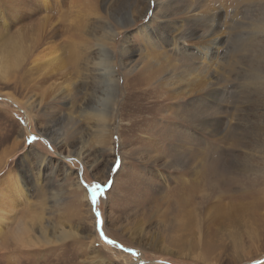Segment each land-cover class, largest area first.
<instances>
[{
    "label": "rangeland",
    "instance_id": "1",
    "mask_svg": "<svg viewBox=\"0 0 264 264\" xmlns=\"http://www.w3.org/2000/svg\"><path fill=\"white\" fill-rule=\"evenodd\" d=\"M46 2L0 0V264H264V0Z\"/></svg>",
    "mask_w": 264,
    "mask_h": 264
},
{
    "label": "bare ground",
    "instance_id": "2",
    "mask_svg": "<svg viewBox=\"0 0 264 264\" xmlns=\"http://www.w3.org/2000/svg\"><path fill=\"white\" fill-rule=\"evenodd\" d=\"M42 3L44 4V6H46L47 7V2H46V0H42ZM70 6V5H69ZM72 6V5H71ZM75 5L73 4V7H74ZM71 8V7H70ZM88 8V7H87ZM90 8H91V6H90ZM201 13L202 12H195V14H194V16H198V17H200V16H202L203 17V15H201ZM73 14V13H72ZM205 15H206V13H205ZM212 15V14H211ZM207 17H211V16H209V14L208 15H206ZM188 18V17H187ZM195 19V18H194ZM61 20V19H60ZM197 21V20H196ZM204 22V21H203ZM200 23V22H199ZM144 26V25H143ZM256 27H259L260 29H264V23H259V24H256V25H250L249 26V28H250V32L251 33H254V32H258V30L257 31H255V30H253V29H255ZM259 29V30H260ZM248 31V30H247ZM61 32V31H60ZM110 35H111V33L110 32H108ZM258 34H259V32H258ZM258 34H254L253 36H256V35H258ZM150 35V34H149ZM109 36V35H108ZM51 37V36H50ZM258 39V38H257ZM21 40V42H22V39H20ZM18 41V40H17ZM20 42V43H21ZM103 43V42H102ZM211 43V42H210ZM213 43H215V42H213ZM213 43H211V44H213ZM23 44V43H22ZM104 44V43H103ZM102 44V45H103ZM210 44V45H211ZM99 45H101V44H99L98 43V46ZM101 45V46H102ZM240 45V44H239ZM262 45V44H261ZM212 46V45H211ZM16 48V47H15ZM21 48H22V46H21ZM28 48V47H27ZM17 51V50H16ZM211 51V50H210ZM17 53V52H16ZM49 55V54H48ZM57 55V54H56ZM21 56V55H20ZM99 58H100V60H99V68L98 69H101L102 70V74H101V77L100 76H98L97 74H95L94 75V80H93V82H92V84L93 83H97L98 82V80H107V83H106V85H105V92H106V95H110V98H108L109 99V103H108V107H106V105L104 106V108L103 107H101V106H99V105H93L92 107L90 106V105H88V103L86 102V104H84V106L83 107H80V106H78V110H80V113L81 114H83L84 115V117L83 118H90V119H92V120H95V121H97V122H99L100 123V125H106L107 123V121L109 120V115H110V113L109 112H111L112 110H113V108L115 107V99H114V96H113V91L116 89V87H115V80H117V79H115V69L113 68V66H112V62L110 61V57H109V54L107 53V51H106V49H104V48H102L101 49V51L99 52ZM53 59V58H52ZM57 59V58H56ZM19 61V60H18ZM36 60H34L33 62H35ZM86 65V64H85ZM58 69H62V66H60L59 68H57V70ZM77 70H78V67H77ZM76 70V71H77ZM79 70H84L83 68L81 69V67H79ZM78 70V71H79ZM87 71V70H86ZM86 71H85V73H86ZM1 75V74H0ZM78 75L79 76H81L80 75V73H78ZM106 77V78H105ZM148 78V77H147ZM85 79H87V77L85 78ZM150 79V78H149ZM82 80V83L83 84H87V87L88 88H90L89 87V84H88V82H85V81H83L84 79H81ZM98 84V83H97ZM249 84H250V82H249ZM53 85V84H52ZM69 85H71V83H65L62 87L61 86H58V88H60L61 90H62V92H64L65 90H67L68 89V86ZM107 85L111 88L110 90L112 91L111 93H108V90H107ZM93 88H94V84L91 86V89H92V91H93ZM54 90V89H53ZM60 90V91H61ZM86 90V89H85ZM51 91V90H50ZM115 92V91H114ZM85 94L87 95V91H85ZM103 96V95H102ZM103 98V97H102ZM104 99V98H103ZM30 103V102H29ZM81 105V104H80ZM31 107V106H30ZM207 120V119H206ZM95 123V122H94ZM93 125H95V126H97L96 124H93ZM207 126V125H206ZM101 127V126H100ZM106 129V128H105ZM104 131V130H103ZM35 153V152H34ZM36 155V154H35ZM39 155V154H38ZM37 155V158H38V160H41L42 158H43V155H40V156H38ZM36 157V156H35ZM66 158V157H65ZM64 169V168H63ZM15 183H17L16 181H15ZM15 187H19V184H17V185H15ZM14 187V188H15ZM5 190V189H4ZM17 190H20V189H17ZM5 193V192H4ZM4 194H3V192L1 193L0 192V205H2V206H5V200H6V196H3ZM7 206H8V204H7ZM3 208V207H2ZM0 213H3V211L2 212H0ZM31 233V232H30ZM24 236H26V235H24ZM90 253H92V252H90ZM91 255V254H90ZM89 255V256H90ZM93 256V258H95V259H97L98 261H99V259H100V262H97V264H106V262H105V260L104 259H101L100 257H97V253L96 252H94V253H92V255L90 256V257H92ZM99 258V259H98ZM93 262V261H92Z\"/></svg>",
    "mask_w": 264,
    "mask_h": 264
},
{
    "label": "water",
    "instance_id": "3",
    "mask_svg": "<svg viewBox=\"0 0 264 264\" xmlns=\"http://www.w3.org/2000/svg\"><path fill=\"white\" fill-rule=\"evenodd\" d=\"M86 188H87V190L89 191L90 195H92L91 197H92V200H93V191H92L91 187L86 186ZM92 207L94 208V206H92ZM94 214H95V216H96V225H95V227H96V229H97V232H98L100 238L103 239V240H104L105 242H107V243L115 244V245H117L118 247H120V245H119L118 243L114 242L113 240L106 239V238L104 237L103 232H102V230H101V219H100V217H99V215H98L97 212H94ZM110 241H111V242H110ZM126 250H127L128 252L134 253L133 250H130V249H126ZM159 262H161V261H159Z\"/></svg>",
    "mask_w": 264,
    "mask_h": 264
},
{
    "label": "snow or ice",
    "instance_id": "4",
    "mask_svg": "<svg viewBox=\"0 0 264 264\" xmlns=\"http://www.w3.org/2000/svg\"><path fill=\"white\" fill-rule=\"evenodd\" d=\"M99 188H100V185H96V188L93 189V201H95V193H96L97 189H99Z\"/></svg>",
    "mask_w": 264,
    "mask_h": 264
},
{
    "label": "trees",
    "instance_id": "5",
    "mask_svg": "<svg viewBox=\"0 0 264 264\" xmlns=\"http://www.w3.org/2000/svg\"><path fill=\"white\" fill-rule=\"evenodd\" d=\"M176 263H178V264H183V263H179V262H176Z\"/></svg>",
    "mask_w": 264,
    "mask_h": 264
}]
</instances>
